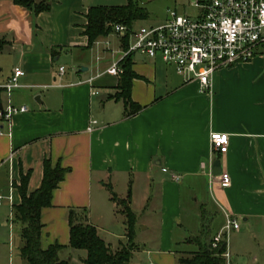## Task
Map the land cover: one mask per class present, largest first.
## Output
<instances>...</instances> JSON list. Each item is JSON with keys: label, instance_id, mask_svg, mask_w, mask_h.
I'll return each instance as SVG.
<instances>
[{"label": "crops", "instance_id": "obj_1", "mask_svg": "<svg viewBox=\"0 0 264 264\" xmlns=\"http://www.w3.org/2000/svg\"><path fill=\"white\" fill-rule=\"evenodd\" d=\"M35 1L50 3V9L34 14L0 0V52L18 49L22 67L13 69L24 72L10 94L0 88V109L8 103L28 108L0 119V207L10 212L3 225H16L12 207L20 202V176L30 171L28 192L36 190L48 158L67 170L50 206L41 210L40 244L62 245L60 257L70 264H84L86 256L69 246L71 215L94 226L113 250L126 243L121 205L112 194L129 195L135 232L152 234L147 242L134 240L138 248L153 240L155 248L146 250L150 264H176L197 249L188 239L204 242L222 231L226 213L239 223L231 231L237 240L228 244L226 236L227 264H245L237 244L246 235L257 248L247 264H264V54L215 71L204 91L160 59L135 54L130 99L139 109L127 114L123 101L111 98L120 75L106 71L110 64L90 75L88 67L60 74L55 66L64 50L92 47L83 35L88 8L82 0ZM13 69L3 73L0 66V84ZM212 132L228 136L225 153L212 150ZM216 159L229 175L227 186L210 179ZM134 259L132 252L129 264H137Z\"/></svg>", "mask_w": 264, "mask_h": 264}, {"label": "built area", "instance_id": "obj_2", "mask_svg": "<svg viewBox=\"0 0 264 264\" xmlns=\"http://www.w3.org/2000/svg\"><path fill=\"white\" fill-rule=\"evenodd\" d=\"M192 5L197 8L195 17L168 9L166 19L158 24L139 27L110 24V34L119 40L121 55L110 63L106 71L119 76L123 72L122 61L135 54L157 58L177 74L196 79L200 90L204 91L210 89L215 71L264 54V0H192ZM104 43V51L113 54L109 41ZM63 71L64 67L60 66V74ZM23 74L22 69L15 67L0 88L10 94L19 86L18 78ZM27 111L26 105L8 103L0 109V119L8 121L14 115ZM209 139L213 151L221 154L227 151L226 134L212 132ZM217 177L222 186L230 182L227 173H210L211 181ZM2 198L0 192V200ZM238 228V221L226 213L223 229L213 237V245ZM224 257L227 260V252Z\"/></svg>", "mask_w": 264, "mask_h": 264}, {"label": "trees", "instance_id": "obj_3", "mask_svg": "<svg viewBox=\"0 0 264 264\" xmlns=\"http://www.w3.org/2000/svg\"><path fill=\"white\" fill-rule=\"evenodd\" d=\"M16 5L22 6L34 14L46 12L50 9V3L35 0H13ZM147 16L143 7L136 0H127V3L119 6H93L89 7L86 14V24L83 35L87 37V47L100 37L111 33L110 24H122L131 26L138 19ZM125 45V44H124ZM123 72L117 83L118 92L111 98L121 99L127 114L136 112L139 108L134 106L130 99V87L136 73L131 69L132 57L122 61ZM66 168L60 165L52 166L48 158L43 160V177L40 186L28 192L30 171L20 176V182L16 186L20 196V202L12 207V220L18 225V236L21 240L19 256L25 264H70L67 258L60 257L63 248L58 243H53L43 249L40 244L41 237V210L51 204L52 191L63 180ZM111 200L121 205L119 212L124 216L126 243L113 250L97 234L94 226L69 219V246L86 252L84 264H129L132 252L137 249L134 242L136 216L129 207V195L125 199H118L114 194ZM203 234L205 230L203 229ZM195 242L197 249L187 254L180 255V264H227L224 253L227 249L226 239H221L213 245V238L202 242L199 237L188 239Z\"/></svg>", "mask_w": 264, "mask_h": 264}, {"label": "rangeland", "instance_id": "obj_4", "mask_svg": "<svg viewBox=\"0 0 264 264\" xmlns=\"http://www.w3.org/2000/svg\"><path fill=\"white\" fill-rule=\"evenodd\" d=\"M138 4L144 8L147 16L144 19H138L134 22L135 27H139L141 25H153L163 22L167 17L168 9H175L180 14H185L190 17L196 16V9L192 5V0H136ZM201 1V0H200ZM127 3V0H82V7L89 8L93 6H119ZM109 41V48L113 50V56L104 55L102 49L105 47L104 41ZM82 56L83 63H78ZM121 55V50L118 45V41L116 36L113 34L97 39V42L92 45V47L88 50H75L72 49L64 50L61 53L60 59L55 61V66L58 68L63 66L67 73H73L78 70L80 66L88 67V71L85 74H92L98 70H102L106 65L110 64L112 61L117 59ZM101 56V60H98V57ZM157 64L163 65L162 62L157 61ZM0 66L2 67L3 73H10L14 66H21V58L19 56L18 49L12 50L10 47H4L2 52H0ZM173 75L174 72L171 71ZM176 77V76H175ZM40 90L33 89L32 92L35 95ZM0 211L2 212L1 217L3 222L0 223V264H25V262L19 256V247L21 245V240L18 236V225L4 226L3 223L9 221L10 212L5 204L0 207ZM213 231V230H212ZM232 231V230H231ZM228 233V244L231 242V237H233V241L237 240L233 232ZM137 237L134 239L136 242H147L152 235L150 232H140L139 228L136 229ZM232 235V236H231ZM249 237H243V239L239 240L237 244V248L243 251V261L245 264L250 262L252 257V253L256 251V246L254 244L248 245ZM260 244L264 248V234L260 238ZM11 242V243H10ZM153 240H151L152 244ZM151 244L141 243L140 247L133 251L134 259L137 261V264H150V259L146 254V250H153L155 247ZM244 244V245H243ZM246 244V246H245ZM144 248V249H143ZM180 248L177 247V251ZM83 253V250H76ZM251 252V254L249 253ZM264 253V250L263 252ZM233 257V254L231 258ZM176 264H180L178 261Z\"/></svg>", "mask_w": 264, "mask_h": 264}, {"label": "water", "instance_id": "obj_5", "mask_svg": "<svg viewBox=\"0 0 264 264\" xmlns=\"http://www.w3.org/2000/svg\"><path fill=\"white\" fill-rule=\"evenodd\" d=\"M143 60V56L141 57ZM222 171L221 163L218 159L214 160L213 165H212V173L214 175H219Z\"/></svg>", "mask_w": 264, "mask_h": 264}]
</instances>
